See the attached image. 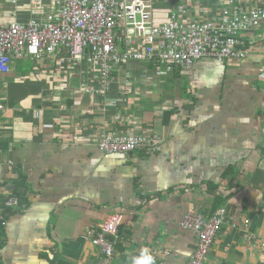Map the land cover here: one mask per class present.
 <instances>
[{
  "label": "crops",
  "instance_id": "1",
  "mask_svg": "<svg viewBox=\"0 0 264 264\" xmlns=\"http://www.w3.org/2000/svg\"><path fill=\"white\" fill-rule=\"evenodd\" d=\"M174 3L153 1V19L165 21ZM56 11L55 0H0L2 20L47 22ZM68 54L14 59L0 74V264H138L151 249L184 264L196 235L181 219L220 206L225 222L205 264H264V20L239 65L126 61L108 100ZM107 134L160 143L106 153L97 144ZM115 212L123 221L107 260L91 239Z\"/></svg>",
  "mask_w": 264,
  "mask_h": 264
},
{
  "label": "built area",
  "instance_id": "2",
  "mask_svg": "<svg viewBox=\"0 0 264 264\" xmlns=\"http://www.w3.org/2000/svg\"><path fill=\"white\" fill-rule=\"evenodd\" d=\"M10 1L14 4L17 0ZM153 1L55 0L56 14L47 22L0 19V74L9 72L11 62L24 53L41 59L67 51L72 62L86 63L96 73L91 92L108 100L116 66L140 61L171 70L188 68L206 58L227 64L239 62L248 57L251 34L264 20V0H175L166 20L157 22L152 17ZM116 37L125 50H118ZM159 143L150 136L107 134L97 145L102 152L124 155L141 149L154 152ZM226 211L220 206L210 214H185L181 226L197 238L194 255L185 264L207 262ZM5 213V206H0L1 226L6 223ZM122 221L120 212L109 215L91 239L107 260L114 254ZM246 236L252 237L249 233ZM135 257L167 264L156 249Z\"/></svg>",
  "mask_w": 264,
  "mask_h": 264
},
{
  "label": "rangeland",
  "instance_id": "3",
  "mask_svg": "<svg viewBox=\"0 0 264 264\" xmlns=\"http://www.w3.org/2000/svg\"><path fill=\"white\" fill-rule=\"evenodd\" d=\"M250 42H251V41H250ZM250 45H251V43L249 44V46H250ZM239 62H240V61H239ZM239 62H237L238 65H239ZM223 63H224V62H223ZM235 63H236V62H235ZM225 65H227V63H226ZM234 66H236V65H234ZM230 84H231V83H230ZM232 87H233V86H232ZM234 88H235V87H234ZM221 92L224 94V97H221V96H220V101H221L222 105H223V104H226V102H227L226 99H227V100H233V96L235 95V92H233L231 89H230V90H227L228 93H224V90H220L219 94H220ZM222 93H221V94H222ZM184 216H185V215H184ZM184 216H183V218L181 219V221L184 219ZM193 235H194V234H193ZM194 236H195V235H194ZM195 240H196V241H195V248L193 249V252H195L194 250L196 249V246H197V238H196ZM214 240H215V238H214ZM91 243H92V242H91ZM92 244H93V243H92ZM213 244H214V241H213ZM213 244H212L211 247H210V250H209V252H208V256L210 255V252H211V250H212ZM93 245H94V244H93ZM193 252L191 253L192 256L194 255ZM191 255H190V256H191ZM192 256H191V257H192ZM191 257H190V258H191ZM190 258L188 257L186 261H189ZM186 261H185V262H186ZM207 261H208V260H207ZM184 264H185V263H184ZM204 264H205V263H204Z\"/></svg>",
  "mask_w": 264,
  "mask_h": 264
},
{
  "label": "trees",
  "instance_id": "4",
  "mask_svg": "<svg viewBox=\"0 0 264 264\" xmlns=\"http://www.w3.org/2000/svg\"><path fill=\"white\" fill-rule=\"evenodd\" d=\"M116 46H117V48H118V50H125L124 49V44H123V42L120 40V39H118L117 37H116ZM52 54H55V53H52ZM90 54V51L88 50L87 51V55H89ZM46 55H50V54H46ZM27 56H30V55H28V54H26V53H24V55L22 56V57H20V58H23V57H27ZM31 57V56H30ZM20 58H17V59H20ZM209 59H211V58H209ZM123 64V63H122ZM121 64V65H122ZM224 64H226V63H224ZM227 65H230V64H227ZM226 65V66H227ZM119 66V65H118ZM174 68H177V67H172V69H174ZM171 69V70H172ZM182 69V68H181ZM113 72H114V70H113ZM113 72H112V74H113ZM232 171H233V168L231 167V166H229L228 168H227V170L226 171H224V174L223 175H227V174H230V173H232ZM18 193L19 192H15V194L18 196ZM24 198V197H23ZM8 199V198H7ZM25 199H26V197H25ZM3 204H0V206H2ZM8 208V207H7ZM219 208V207H218ZM217 209V208H216ZM215 209V210H216ZM226 218V217H225ZM224 222H225V220H224ZM223 222V223H224ZM223 223H222V225H223ZM222 225H221V227H222ZM221 227H220V229H221ZM1 228H3V227H0V230H1ZM219 229V230H220ZM2 232V231H1Z\"/></svg>",
  "mask_w": 264,
  "mask_h": 264
},
{
  "label": "clouds",
  "instance_id": "5",
  "mask_svg": "<svg viewBox=\"0 0 264 264\" xmlns=\"http://www.w3.org/2000/svg\"><path fill=\"white\" fill-rule=\"evenodd\" d=\"M138 264H152V261H151V258H149L146 261H140V262H138Z\"/></svg>",
  "mask_w": 264,
  "mask_h": 264
}]
</instances>
